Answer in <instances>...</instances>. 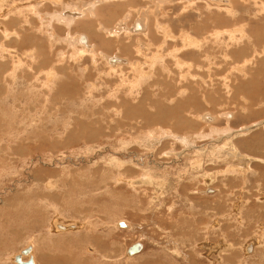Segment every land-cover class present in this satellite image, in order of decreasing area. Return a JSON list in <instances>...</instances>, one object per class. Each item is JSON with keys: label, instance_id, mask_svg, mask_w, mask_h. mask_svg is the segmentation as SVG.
<instances>
[{"label": "rangeland", "instance_id": "374dc122", "mask_svg": "<svg viewBox=\"0 0 264 264\" xmlns=\"http://www.w3.org/2000/svg\"><path fill=\"white\" fill-rule=\"evenodd\" d=\"M28 1L0 0V22L13 35L6 36L0 28V57L3 55L0 61L11 60L10 70L5 77H0V264H17L13 256L31 243L35 245L38 264H43L44 256L52 264H210L211 257L223 264H264V160H252L245 171L236 166L238 160L225 155L216 158L210 151L224 140L223 137L213 142L212 135H224L210 134L212 128L230 125L237 131L243 124L250 123L255 127L250 134L242 133L245 135L237 137L232 130L225 138L232 142L230 149L236 141L243 152L264 158V127L256 124L264 120V0H232L230 7H210L202 0H195L196 4L176 0L173 4H162L159 17L154 14L158 9L154 0H132L135 6L126 0H109L98 6L101 20L112 26L116 23V26L121 17L125 18L127 9L128 24L141 17L149 18V36L141 31L120 36L108 32L107 39L103 40L99 34L106 33L95 31L98 21L81 18L69 33L82 30L96 46L91 54L78 55L73 54L66 41L51 40L47 31L39 30L41 23L31 8L19 12L17 5ZM54 4L52 0H44L37 7L46 14L61 7V3ZM139 6L152 12L150 17L140 16ZM110 10L115 13L111 14ZM17 12L19 14L15 15ZM47 20L52 26L50 30L56 28L57 34L65 36L66 27L55 23L56 20L51 22V17ZM156 21L166 25L164 30H158ZM88 23L92 26L83 27ZM233 27L237 39L226 34ZM166 29L172 37L166 35ZM212 29L226 30V33H213L215 30L210 33ZM187 32L200 40L201 48L182 40L183 33ZM141 41L150 44L147 57L138 56L135 49ZM3 46L10 52L13 50V56L1 53ZM32 49L38 56L35 54L26 61L29 59L26 53ZM100 49L107 57L108 54L126 56L140 62V66L125 63L112 72L114 68L111 69L104 54L99 55ZM61 51L64 54L61 55ZM46 54L53 60L51 64H45ZM155 54H159L161 60L154 61ZM247 56H252L254 61L244 67ZM47 71L54 74L48 75ZM206 71L213 77L207 75L205 82L196 81L197 86L190 74L203 72L201 75H205ZM47 77H50L51 88L41 85ZM60 84L64 85L62 90H69L66 85L79 89L73 92V97L59 96ZM196 88L211 99L206 102L201 92L195 93ZM190 93L194 97L192 110L199 112L196 115L202 127L182 130L183 127L169 117L161 122L158 116L177 102L190 98ZM188 107L183 112L186 116ZM162 108L165 111L159 110ZM229 112L234 113L232 119L226 117ZM205 115L210 118L201 120ZM169 120L173 124L170 125ZM166 129L186 136V141L164 137L165 133L161 132ZM200 130L209 135H201ZM208 142L210 146L206 151L210 154L204 158V167L200 171L194 169L188 157L196 160L199 157L197 145ZM173 148L184 155L179 157ZM185 150L191 156H187ZM113 160L132 170L118 174V168H111ZM177 160L179 163H175ZM144 169L156 174V179L170 178L164 193L151 184H130L133 179L142 177ZM190 169L198 176L196 181L195 178L189 181ZM208 171L215 173L214 183L210 184L213 187L207 193L189 191L187 199L188 188L206 187L201 174ZM182 178L185 182L181 184L191 183L192 186L176 191V183ZM53 220L78 223L79 230L63 225L62 228L70 227V230L57 232ZM121 222L125 226H121ZM127 223L132 226L130 229ZM253 239L258 241L256 248L247 245V241ZM139 241L144 244L143 249L128 257V248ZM219 241L223 242L222 246L210 255L200 247L203 243L220 244ZM51 256L55 259H50ZM48 260L44 259L46 264H51Z\"/></svg>", "mask_w": 264, "mask_h": 264}, {"label": "bare ground", "instance_id": "6f19581e", "mask_svg": "<svg viewBox=\"0 0 264 264\" xmlns=\"http://www.w3.org/2000/svg\"><path fill=\"white\" fill-rule=\"evenodd\" d=\"M52 1H56V0H52ZM90 0H87V1H81L80 3H79V7H73V4H72V7H69L70 6V4L69 3H66V9L64 8V9H62V7H61V9H62V12H58V11H55V12H53L52 11V13L50 14V13H47L49 16H51V22H53L54 20H56V21H58V22H60V23H57V24H59V25H62V26H64V27H66L67 28V31H69L74 25H75V23H77L78 22V18L79 17H81V16H83V17H90V18H95L94 19V22L95 21H98V27L95 29V31H97V33L99 32H102V31H107V30H105L107 27H106V24L108 25V32H110V33H112V34H114V35H116V36H120L121 35V33L122 34H124V35H126V34H132V33H138V32H142V33H144L145 35H146V37L147 36H149V33H150V25H149V23H150V21H149V18H147V19H144V18H139L138 19V21L139 22H137L136 23V21H135V23L136 24H134V26H135V29L133 30V28H134V26L132 25V24H128V20H130L129 19V16H127L126 14H128L129 15V11L126 9L125 10V12H124V16H125V18L124 19H122V17L117 21L118 23H117V25L115 26V24H113V26L112 25H110V24H108V22L107 23H105L104 24V21L103 20H100L101 18L99 17V13H98V4L101 2L100 0H93L92 2H89ZM105 1V0H104ZM103 0H102V2H104ZM108 2H110L109 0H107ZM127 1V3L128 4H130L131 6H134V2L132 1V0H126ZM174 1H176V0H154V2L156 3H154L153 1V4L155 5V6H157L158 7V11H155V13H156V17H159L158 15L159 14H161L162 13V10H160L161 9V7L160 6H162V4L164 5V3H170V2H172L171 4H173V2ZM178 1V0H177ZM190 2H195V0H189ZM202 1H204L208 6H210V7H212V6H218V5H225V6H220V7H230V6H232V0H202ZM21 2V1H20ZM30 2H31V0H30ZM30 2H28V3H30ZM33 2V1H32ZM31 2V3H32ZM36 2V1H35ZM40 2V1H39ZM200 2H201V0H200ZM4 3V2H3ZM34 3V2H33ZM37 3V2H36ZM26 4V3H25ZM58 4H60V3H58ZM76 4V3H75ZM74 4V5H75ZM161 4V5H160ZM193 4V3H192ZM195 4H196V2H195ZM15 5V4H14ZM38 5V4H37ZM36 5V6H37ZM55 5V4H54ZM264 5V4H263ZM19 6V7H18ZM34 6V5H33ZM84 6V7H83ZM184 6V5H183ZM186 6V5H185ZM184 6V7H185ZM192 6V5H191ZM196 6V5H195ZM17 7H18V10H19V12L20 13H22L23 11H24V7H23V5H17ZM26 7H28V8H31L32 9V5L30 4V5H27ZM25 7V8H26ZM140 8L138 9V11L140 12V16H147L148 15V11L145 9V8H142L141 6H139ZM150 7V6H149ZM156 7V8H157ZM0 8H1V6H0ZM130 8V7H129ZM160 8V9H159ZM163 8V7H162ZM30 9V10H31ZM34 9V8H33ZM37 9V8H36ZM183 9H185V8H183ZM64 10V11H63ZM156 10V9H155ZM160 11V12H159ZM165 11V10H164ZM184 11V10H183ZM25 12V11H24ZM42 12V11H41ZM47 12V11H46ZM110 12H111V10H110ZM109 12V13H110ZM166 12H167V10H166ZM165 12V13H166ZM171 12V11H170ZM4 13L5 12H3V14H1V15H4ZM112 13H115V11L114 12H111V14ZM152 13V12H151ZM16 14H19L18 12L17 13H15V15ZM24 14V13H23ZM23 14H21V16L22 17H24L23 16ZM167 14V13H166ZM38 15V17H39V14H37ZM163 15V14H162ZM19 16V15H18ZM155 16V15H154ZM14 17V16H13ZM45 17V16H44ZM149 17V16H148ZM3 18V17H2ZM16 18V17H15ZM57 18V19H56ZM21 19V18H20ZM20 19H19V21H20ZM122 19V20H121ZM158 19V18H157ZM24 20V19H23ZM26 20V19H25ZM30 20V19H29ZM33 20V19H32ZM156 20V19H155ZM28 21V19L26 20V22ZM20 22H22V21H20ZM31 22V21H30ZM157 22V24H156V27L158 26V30L159 29H163L164 30V26H166V25H163V23L161 24V22H159V21H156ZM1 23V22H0ZM12 23H13V21H12ZM11 23V24H12ZM18 23V22H17ZM34 23V22H33ZM4 24V23H3ZM25 24V22H23V25ZM28 24V23H27ZM26 24V25H27ZM31 24V23H30ZM45 28H47L46 29V31H47V34L50 36V39L52 40H56L57 42L59 41V40H62V42L63 41H66V43L73 49V54L74 55H78V54H91L93 51H94V49H95V44L90 40V35H87V34H82V33H67V31H66V33L68 34L67 35V37H62V36H60L59 34H57L56 33V29H55V31H54V29H49V28H52V26H50V23L48 22V20H46L45 21ZM43 24V25H44ZM166 24V23H165ZM15 25V24H14ZM19 25V24H18ZM25 25V26H26ZM138 25H139V27H138ZM238 24H236V26H237ZM3 25H2V23L0 24V28L2 29V31H5V35L6 36H9V35H12V33L11 32H8V31H6L3 27H2ZM16 26V25H15ZM92 26V25H91ZM90 26V27H91ZM133 26V27H132ZM167 26H168V23H167ZM235 26V27H236ZM240 26V25H239ZM20 27V26H19ZM18 27V28H19ZM41 27V26H40ZM44 27V26H43ZM54 27V26H53ZM161 27V28H160ZM224 27V26H223ZM241 28L243 27V25H241L240 26ZM24 28V27H23ZM169 28V27H168ZM40 29V28H39ZM69 29V30H68ZM171 29V28H170ZM227 29V28H226ZM231 29V28H230ZM233 30H230V31H224L226 34H230V36H231V39H237V37L234 35L235 33H234V27L232 28ZM237 29V28H236ZM19 30V29H18ZM22 30V29H21ZM25 30V29H24ZM42 30V29H41ZM157 30V29H156ZM215 30V31H214ZM228 30H229V28H228ZM17 31V30H16ZM91 31H92V29H91ZM166 31V35L167 36H169V37H172V35L171 34H168V33H170L169 31H168V29H166L165 30ZM171 31V30H170ZM212 31H214L213 33H216V34H221V32H223L222 31V29H221V32H220V29H212V30H210V33L212 32ZM239 31V30H238ZM240 31H241V29H240ZM240 31H239V34H240ZM18 32L19 31H17L16 32V35H18ZM164 32V31H163ZM223 32V33H224ZM27 33V32H26ZM106 33V32H105ZM109 33V34H110ZM159 33V32H158ZM222 33V34H223ZM237 33V32H236ZM15 34V33H14ZM108 34V35H109ZM173 34V33H172ZM31 35V34H30ZM32 35H33V33H32ZM107 34H105V36H106ZM181 35H182V33H181ZM242 35H245V34H242ZM13 36V35H12ZM105 36H103V35H101V33L99 34V37L100 38H102L103 40H106L107 38L105 37ZM183 36L185 37H183L184 39H182V40H185V41H187V42H190L191 43V45L192 44H196L197 45V47L198 48H201L200 47V45H201V42H200V40L199 39H197V38H195V37H193V36H191L188 32H187V34H185L184 35V33H183ZM11 37V36H10ZM16 37H18V36H16ZM1 38H3V37H1ZM13 38V37H12ZM29 38V37H28ZM34 38V37H33ZM118 37H116V39H117ZM130 38V37H129ZM139 38V37H138ZM168 38V37H167ZM174 38V37H173ZM32 39V38H31ZM47 39H49V38H47ZM49 39V40H50ZM109 39V38H108ZM169 39V38H168ZM217 39H219V37H217ZM23 39H21V41H22ZM51 40H50V43H51ZM138 40V39H137ZM141 40V39H140ZM181 40V41H182ZM20 41V42H21ZM118 41V40H117ZM163 41H165V39H163ZM22 42H24V41H22ZM42 42V41H41ZM44 42V41H43ZM47 42H48V40H47ZM104 42V41H103ZM113 42H114V40H113ZM124 42V41H123ZM136 42V41H135ZM142 42V44H140L139 42L137 43V45H136V47H135V49L138 51V56L140 55V54H142V55H146V57H147V53L146 52H148L149 50L148 49H150V44L148 43V42H144V41H141ZM184 42V41H183ZM182 42V43H183ZM3 43V42H2ZM33 43H35V42H33ZM109 43H112V42H110L109 41ZM109 43H107V45L106 46H108V44ZM117 43V42H116ZM189 43V44H190ZM41 44V43H40ZM80 44V45H79ZM94 44V45H93ZM119 44H121V42L119 43ZM119 44H117V46H120ZM115 45V44H114ZM185 45V44H184ZM187 45H188V43H187ZM73 46V47H72ZM116 46V45H115ZM4 47V46H3ZM36 47V46H35ZM39 47V46H38ZM37 47V48H38ZM134 47V46H133ZM192 47V46H191ZM196 47V46H195ZM37 48H36V51H37ZM42 48V47H41ZM160 48V47H159ZM188 48H190V47H188ZM227 48V47H226ZM118 49H119V47H118ZM173 49H175V48H173ZM172 49V50H173ZM187 49V48H186ZM6 50V51H5ZM39 50V49H38ZM145 50V51H144ZM148 50V51H147ZM160 50V49H159ZM177 50H178V48H177ZM13 51V50H12ZM12 51L10 52V49H5V47H4V49H1V53H4V52H6L7 53V55H8V53L11 55V56H13L11 53H12ZM40 51H41V49H40ZM39 51V52H40ZM136 51V52H137ZM15 52V51H14ZM99 52V55H102L103 56V54H104V59L106 60V62L109 64V66L111 67V69L113 70V68H114V70L112 71V72H114L116 69H117V67L119 66H121L122 64H116V63H127V64H131V65H134V66H136V65H138V64H140V62H138V61H131V59L130 58H128V57H126V56H121V55H118V54H112V55H109L108 54V57L106 56V54L103 52V51H101V49H100V51H98ZM143 52V53H142ZM26 53V52H25ZM48 53V52H47ZM67 53H68V51H67ZM174 53V52H173ZM230 53V52H229ZM28 56H29V59H26V61L27 60H30V59H33L34 57H35V54H36V52H34V49H32V50H30L29 52H27L26 53ZM62 54H64V52L63 51H61V55ZM65 54H66V52H65ZM174 54H176V53H174ZM26 55V56H27ZM37 56H38V54H36ZM49 55V54H48ZM47 54L44 56V61H45V64H51L52 62L51 61H53L52 59H50V57L48 56ZM71 55V54H70ZM172 55V54H171ZM25 56V55H24ZM51 56V55H50ZM201 56H205V58H208V55H204V54H201ZM253 56V55H252ZM248 57L247 56V58L245 59V60H247V64H243L244 65V67H246V66H250V63L251 62H253L254 61V59H253V57ZM3 57V55H1V57L0 58H2ZM8 57V56H7ZM17 58H18V56H16ZM151 57H152V55H151ZM176 57V55L174 56V58ZM228 57V56H227ZM5 58V57H4ZM9 58H11L12 59V57H9ZM93 58H96V54L94 55V57ZM154 61L155 60H161L160 58H161V56L159 55V54H155L154 55ZM211 58H213V57H211ZM25 59V58H24ZM143 59V58H142ZM145 59H147V58H145ZM176 59V58H175ZM178 59H181V58H178ZM1 60H3V59H1ZM13 60V59H12ZM39 60V59H38ZM151 61H152V58L150 59ZM149 60V61H150ZM182 60V59H181ZM245 60H243V61H245ZM14 61H16V60H14ZM13 61V62H14ZM19 61V60H18ZM25 61V62H26ZM147 60H145V62H146ZM179 62H180V60H178ZM10 62H11V60L9 61H0V64H3L2 65V68L0 69V70H2V75H0V77H2L3 75H4V77H5V75L7 74L6 72H7V70L11 67V64H10ZM20 62V61H19ZM23 62V61H22ZM38 62V61H37ZM18 63V62H17ZM44 63V62H43ZM142 63V62H141ZM154 63V62H153ZM176 63V62H175ZM182 63V62H181ZM205 63H206V61L203 63V65H205ZM13 65H14V63H12ZM22 64H24V63H22ZM39 64V63H38ZM116 64V65H115ZM146 64V63H145ZM179 64V63H178ZM209 64V63H208ZM238 64H240L241 66H242V64L241 63H238ZM237 64V65H238ZM21 65V64H20ZM20 65H19V67H20ZM42 64H40V66H41ZM112 65H114V66H112ZM148 65V64H147ZM184 65H186V64H184ZM22 66V65H21ZM25 66H27V65H25ZM39 66V67H40ZM48 66H50V65H48ZM96 66V65H95ZM138 66H140V65H138ZM141 66H142V64H141ZM176 66H177V63H176ZM179 66H180V64H179ZM210 65H208V67H209ZM13 67V66H12ZM18 67V66H17ZM32 67V66H31ZM46 67V66H45ZM122 67V66H121ZM188 67H190V66H188ZM233 67V66H232ZM244 67H243V69H244ZM35 69H36V66L34 67ZM116 68V69H115ZM140 68V67H139ZM138 68V69H139ZM184 69H185V67H183ZM204 68V67H203ZM239 68V67H238ZM43 69H44V67H43ZM60 69V68H59ZM103 69V68H102ZM134 69V68H133ZM180 69H181V67H180ZM231 69V68H230ZM242 68L240 67V70H241ZM10 70V69H9ZM14 71H15V68L13 69ZM136 70V69H135ZM183 70V69H182ZM187 70V69H186ZM185 70V71H186ZM192 70V69H191ZM190 70V71H191ZM200 70V69H199ZM233 70V69H232ZM235 70V69H234ZM239 70V69H238ZM239 70V71H240ZM17 71V70H16ZM38 71V70H37ZM69 71V70H68ZM108 71V70H107ZM117 71V70H116ZM144 71V70H143ZM189 71V70H188ZM229 71V70H228ZM42 72V71H41ZM49 71H47V73H48ZM56 72V71H55ZM103 72V71H102ZM179 72H180V70H179ZM207 72V71H206ZM214 72V71H213ZM218 72V71H217ZM17 73V72H16ZM40 73V72H39ZM44 73V72H43ZM50 73H53L54 74V71L53 72H50ZM50 73H48V75H51ZM71 73V72H70ZM145 73V72H144ZM190 73V72H189ZM203 73V72H202ZM201 73V74H202ZM208 73V72H207ZM207 73L205 74V75H201V74H195V75H193V74H190L191 75V77H192V79L193 80H195V82L197 81V82H205L206 81V76H207ZM242 73H244V72H242ZM13 74V73H12ZM40 74H42V73H40ZM103 74V73H102ZM186 74V73H185ZM184 74V75H185ZM233 74V73H232ZM10 75V74H9ZM24 75V74H23ZM68 76V75H67ZM70 76V75H69ZM186 76H187V74H186ZM208 76L211 78V77H213L212 76V74L210 73V74H208ZM182 77V76H181ZM225 77H227V76H225ZM50 77H47V81L45 82H43L42 81V84L41 85H43V86H46V87H50L51 88V85H49V83L50 82H48V79H49ZM221 78V77H220ZM224 78V77H223ZM103 79V78H102ZM184 79V78H183ZM228 79V78H227ZM182 81V80H181ZM192 81V80H191ZM211 81V80H210ZM228 81V80H227ZM65 82V81H64ZM67 82V81H66ZM73 82V81H72ZM75 82V81H74ZM86 82V81H85ZM197 82H196V84H197ZM56 83L57 82H55V84H54V87L56 88L57 87V85H56ZM60 83H62V82H60ZM69 83H70V81H69ZM75 83H78V82H75ZM80 83V82H79ZM78 83V84H79ZM106 83V82H105ZM194 83V82H193ZM215 83V82H214ZM71 84V83H70ZM211 84V83H210ZM226 84V83H225ZM1 85H3V84H1ZM40 85V86H41ZM66 85V84H65ZM208 85V84H207ZM219 85V84H218ZM53 86V85H52ZM60 86V87H59ZM64 86V85H63ZM63 86H61V84L60 85H58V89L60 90V92L58 91V93H59V96L60 95H63V94H67V95H69V96H71V97H73V94H75V93H73L74 91L76 92V90H78L76 87H74V86H70L69 85V87H68V85H66V88H69V90H62V88H63ZM190 86V85H189ZM188 86V87H189ZM194 86H195V84L193 85V88H194ZM197 86H198V84H197ZM4 87V86H3ZM78 87H79V85H78ZM191 87V86H190ZM200 87V86H199ZM198 87V88H199ZM5 88V87H4ZM54 88V89H55ZM186 88V87H185ZM47 89V88H46ZM183 89V88H182ZM229 89V88H228ZM190 90H191V88H190ZM232 90V89H231ZM234 90V89H233ZM194 91H195V93H198V92H201L202 93V90H197V88L196 89H194ZM204 91V90H203ZM11 92V91H10ZM189 92H192V91H189ZM225 92V91H224ZM78 94V93H77ZM191 94V93H190ZM189 94V95H190ZM203 94V99L207 102L209 99H211V97L210 96H208L207 94L206 95H204V92L202 93ZM192 95V94H191ZM58 96V97H59ZM69 96H67V97H69ZM195 96H196V94H195ZM186 97V96H185ZM192 97H193V95L189 98H187L186 100H181L180 102H177L176 104H175V106H173L172 107V109H170L168 112L166 111V112H164L165 111V109H159V110H164L163 112L164 113H162L161 114V116H158V118L160 117L161 119V122H162V120H165V119H167L168 117L169 118H171L172 120H173V122H175V124L177 125V126H180V127H183V128H180V129H182V130H184V129H186V128H189V129H199V128H201L202 126V123L199 121V119L197 118V115L196 114H198L199 112L196 110L195 111V109L194 110H192V107L191 106H193V104H194V102H193V100H192ZM216 97V96H215ZM214 97V98H215ZM193 99H194V97H193ZM70 101H71V99H70ZM144 102V101H143ZM210 103V102H209ZM208 103V104H209ZM143 104V103H142ZM189 106V107H188ZM195 106V105H194ZM160 107V106H159ZM162 107V106H161ZM188 107V112H189V115L187 114V116L185 115V113L183 114V112L186 110V108ZM246 107V106H245ZM52 108V107H51ZM165 108V107H164ZM157 109V108H156ZM226 111V110H225ZM158 112V111H157ZM187 112V111H186ZM187 112V113H188ZM132 113V112H131ZM221 113H223V111H221ZM203 114H206V113H203ZM224 114V113H223ZM155 115V114H154ZM159 115V114H158ZM153 116V115H152ZM234 117V113H228L227 114V118H229V117ZM221 117V116H220ZM202 118H210L209 116H207V115H205L204 117H202ZM201 118V120H203ZM212 118H214V117H212ZM154 119V118H153ZM216 119V118H215ZM206 121V120H205ZM161 122H159V123H161ZM169 122H170V120H169ZM211 122V121H210ZM256 123V122H255ZM171 124H173V123H171L170 122V125ZM250 124V123H249ZM249 124H244L243 126H242V128L241 129H239V130H233L231 127H227L226 129H216L215 127V132H213V133H215V134H217V135H219V134H223L224 136L226 135V133H228L229 131H236V133L238 134V135H240V137L241 136H243V135H245V134H247L248 135V133L250 132V131H252V130H254V126L253 125H249ZM256 124H259V126L260 127H264V120H262V121H258ZM209 125V124H208ZM258 126V125H257ZM172 127H174V126H172ZM212 127V126H211ZM258 128V127H257ZM162 129V128H161ZM177 129V128H176ZM168 129H166L165 131H163V132H161V133H165V135H164V137L165 136H169V137H172V139L174 138V139H176V140H178V141H182V142H185L186 141V136L184 137V136H180V135H178V134H174V133H171L170 131H167ZM203 130V129H202ZM202 130H200L201 131V134L202 135H206L205 133V131H202ZM72 131V130H71ZM184 132V131H183ZM210 132V131H209ZM257 132V131H256ZM188 133V132H187ZM230 133V132H229ZM232 133V132H231ZM234 133V132H233ZM235 133V134H236ZM242 133H245V134H243L242 135ZM148 134V133H147ZM152 134H153V132H152ZM208 134V133H207ZM250 134V133H249ZM264 134V133H263ZM187 135V134H186ZM198 135V134H197ZM200 135V134H199ZM209 135V134H208ZM145 136H146V134H145ZM148 136H150V135H148ZM194 136H195V134H194ZM201 136V135H200ZM207 136V135H206ZM213 136V138H214V141L213 142H215L216 140V136L215 135H212ZM215 136V137H214ZM226 136H228V135H226ZM232 136H233V134H232ZM159 137H160V135H159ZM190 137V136H189ZM221 137H223V136H219V138L218 139H220ZM151 138V137H150ZM229 138V137H228ZM231 138H233V137H231ZM160 139V138H159ZM204 139V138H203ZM224 140H225V142H224ZM224 140H222L221 141V143L220 144H217L215 147H213V148H211L212 150H210L211 151V153L213 154V155H215V157L216 158H219L220 157V155H225V156H230V159H233L234 161L235 160H238V163L236 162V166H240L239 168L240 169H244L245 171L247 170V168L249 167V164H250V162L252 161V160H254L255 158L256 159H258V160H264V158H262V157H254V156H251V155H248L247 153H245V152H243V151H241V149H240V146L239 145H237L236 143V145H235V148H233V149H230V147H229V145H231V143L232 142H230V140H228L227 138H225L224 137ZM152 141V140H151ZM257 141V140H256ZM147 142V141H146ZM212 142V141H211ZM212 142V143H213ZM217 143V142H216ZM215 143V144H216ZM219 143V142H218ZM145 144V143H144ZM174 144V143H173ZM241 144V143H240ZM244 144V143H243ZM243 144H242V146H243ZM195 145V144H194ZM245 145V144H244ZM209 146H210V143L208 142V143H206V144H200L199 146L197 145V155L199 156V157H197L196 158V160H195V158L194 157H188V158H190L191 160H189L190 162H191V166L194 168V169H199V171H200V168H202V167H204V163L206 162V160L204 159L205 158V156H208V153H209V150H208V152L206 151V149L207 148H209ZM246 146V145H245ZM151 147H153L152 145H151ZM157 147V146H156ZM187 147H188V145H187ZM194 147V146H193ZM233 147H234V145H233ZM247 148V147H246ZM192 148H190V150H191ZM195 149V148H194ZM173 150H174V148H173ZM186 152H187V156H191V153L188 151V150H185ZM194 151V150H193ZM206 151V152H205ZM184 152V151H183ZM173 153V152H172ZM174 153L175 154H178V156L180 155V154H183V153H180V152H178L177 150H174ZM190 154V155H189ZM194 154H196V153H194ZM210 154V153H209ZM184 155V154H183ZM180 157V156H179ZM208 158V157H207ZM222 159V158H221ZM227 159V158H226ZM255 159V160H256ZM117 160V159H116ZM168 160V159H167ZM218 160V159H217ZM222 160H224V158L222 159ZM140 161V160H139ZM174 161V160H173ZM179 160H177V161H175V163L176 162H178ZM214 161H216V160H214ZM221 161V160H220ZM224 161H226V163H227V160H224ZM212 162V161H211ZM179 163V162H178ZM182 163V162H181ZM214 163V162H213ZM220 163V162H219ZM218 163V164H219ZM223 163V162H222ZM231 163V162H230ZM230 163H228V165H230ZM246 163V164H245ZM125 164H127V163H125ZM209 164V163H208ZM211 165H212V163H210ZM209 164V165H210ZM224 164V163H223ZM160 166H161V164H159ZM167 165V164H166ZM165 165V166H166ZM186 165V164H185ZM189 165V164H188ZM207 165V164H206ZM210 165V166H211ZM163 166V165H162ZM165 166H164V168H165ZM177 166V165H176ZM215 166V165H214ZM233 166V165H232ZM112 167H116V169L118 168V171H119V173L118 174H120L121 172H122V170H124V172L125 173H127L128 171H130V170H132V167H130V166H127V167H124L123 165L121 166V165H119V164H117L116 162H115V160H113L112 161V164H111V168ZM120 167V168H119ZM168 167V166H167ZM187 167V169H189V166H186ZM208 168H209V166H208ZM219 168V167H218ZM225 168V167H224ZM230 168V167H229ZM235 168H237V167H235ZM226 169H227V167H226ZM239 169V170H240ZM252 169V168H251ZM114 170V169H113ZM181 170V169H180ZM184 170V169H183ZM191 171V173H192V175H190L191 176V179L189 180L190 182L195 178V177H198V176H196V175H194V170L193 169H190ZM193 170V171H192ZM224 170V169H223ZM233 170H235L234 169V167H233V169H232V171ZM185 171V170H184ZM183 171V172H184ZM187 171V170H186ZM195 171H198V170H195ZM206 171V170H205ZM228 170H226V172H227ZM154 172V171H153ZM160 172V171H159ZM213 172V171H212ZM225 172V173H226ZM237 172V171H236ZM242 172H243V170H242ZM117 173V172H116ZM124 173V174H125ZM223 173V172H222ZM225 173H224V175H225ZM247 173V172H246ZM112 174H113V172H112ZM129 174V173H128ZM131 174V173H130ZM129 174V175H130ZM215 174V173H214ZM213 174V175H214ZM116 175V174H115ZM156 175V174H155ZM155 175H152L151 174V172H150V170H143L142 171V177H140V178H138L137 176V179H133L131 182H130V184H132V186H136V184H140V185H146V184H151V185H153V188L154 187H156V189H162L161 190V194L162 193H164L165 192V190H164V186H165V184H166V182H167V180L168 179H170V178H168L167 177V179L166 178H158V179H156L155 178ZM186 175V174H185ZM197 175H199V174H197ZM204 178H205V181L207 182V185H205L206 187L204 188V189H197L198 188V185H197V188H192V189H190V188H188L190 185H191V183L190 184H185V183H182L181 184V182L183 181V180H185V178L183 179H181L180 181H177V183H176V191H179L178 189L180 188V189H183V190H185V188L187 189L186 190V195L189 193L190 194V192H192V193H200V192H203V193H207L208 192V189H210V188H212L211 186H210V184L213 182L214 183V179H215V177L212 175V174H210L209 173V171H208V173H204V174H201ZM200 175V176H201ZM114 176V175H113ZM117 176V175H116ZM157 176V175H156ZM161 176V175H160ZM135 177V178H136ZM183 177V176H182ZM172 179V178H171ZM173 180V179H172ZM169 181V180H168ZM195 181H196V178H195ZM195 181H193V182H195ZM172 182V181H171ZM183 182H185V181H183ZM198 182V181H197ZM173 183V182H172ZM189 183V182H188ZM203 183V182H202ZM201 183V184H202ZM20 184V183H19ZM169 184V183H168ZM174 184V183H173ZM193 184V183H192ZM48 185V184H47ZM150 185V186H151ZM167 185V184H166ZM139 186V185H138ZM137 186V187H138ZM149 186V185H148ZM171 186H173V185H171ZM170 186V187H171ZM178 186V187H177ZM192 186V185H191ZM170 187H168V188H170ZM175 187V186H174ZM173 187V188H174ZM165 188H166V186H165ZM216 188V187H215ZM214 188V189H215ZM52 189V188H51ZM146 189H148V188H146ZM172 190V189H171ZM175 190V189H174ZM212 190V189H211ZM219 190V189H218ZM231 190V189H230ZM169 191V190H168ZM190 191V192H189ZM167 192V191H166ZM171 192V191H170ZM173 192V191H172ZM221 192V191H220ZM158 193H159V191H158ZM175 193V192H174ZM173 193V194H174ZM53 194V193H52ZM52 194H51V196H52ZM176 194V193H175ZM216 195H217V193H215ZM159 195V194H158ZM192 195V194H191ZM222 195V194H221ZM166 196H168V195H166ZM177 196V195H176ZM201 196V195H200ZM163 197V196H162ZM203 197V196H202ZM224 197V196H223ZM175 198V197H174ZM186 198L188 199L189 198V196L187 195L186 196ZM183 200V199H182ZM176 201V200H175ZM188 202V201H187ZM189 203V202H188ZM175 204V203H174ZM173 206V205H172ZM175 206V205H174ZM161 207V206H160ZM175 208V207H174ZM170 209V208H169ZM157 211V210H156ZM184 218V217H183ZM180 220V219H179ZM187 220H188V218H187ZM63 221L62 220H60V221H58V220H54V229L56 228L57 230H59V231H67V230H70V227H71V229H74V228H77V230H79L78 228V226H77V224L74 222V223H72V222H66V223H62ZM119 221H117V223H118ZM127 222V221H126ZM174 223V222H173ZM85 224V223H84ZM183 224V223H182ZM181 224V225H182ZM70 226V227H68V229L65 227V228H62V226ZM72 225V226H71ZM129 225V228L128 229H130L132 226L130 225V224H128L127 223V226ZM172 225V224H171ZM184 225V224H183ZM191 226V225H190ZM179 227V226H178ZM184 227V226H183ZM81 230V229H80ZM75 231V230H74ZM73 232V231H72ZM79 232V231H78ZM257 239V238H256ZM259 240V239H258ZM250 241H252V242H250ZM140 242V241H139ZM221 242V241H220ZM247 242H250L249 244H247V245H251L252 244V247L254 248V245H255V248H256V244L258 243V241L257 240H255V239H253V240H249V241H247ZM142 243V242H141ZM223 243V242H222ZM222 243H220V244H215V243H211V244H208V243H203V244H201L200 245V247L201 248H204L207 252H205V253H208V255H210L212 252H216L218 249H220V247L222 246ZM143 244V243H142ZM225 244V243H224ZM223 244V245H224ZM32 245V244H31ZM232 245V244H231ZM230 245V246H231ZM259 245V244H258ZM261 245V244H260ZM143 246H144V244H143ZM220 246V247H219ZM226 247V246H225ZM33 250H34V247H33V245H32V251L30 252V253H28V254H26V253H23L22 252V250L20 251V253H17V254H20V256H21V258H22V260H24V261H26L25 260V258H23V257H26V259L28 260V258L30 257V256H33L34 257V260H35V256L36 255H34V253H33ZM246 250H247V248H246ZM168 251V250H167ZM172 252H174V253H176V251H172ZM126 253H128V250L126 251ZM170 253V252H169ZM17 254H15V256L17 255ZM247 254V253H246ZM134 255V254H133ZM177 255V254H176ZM15 256H13V258H14V261H15ZM128 256H131V254H129L128 253ZM11 258V257H10ZM211 259V261H209V262H211V263H213V264H223V263H221V262H219V260H217V261H215V259L214 258H210ZM166 261V260H165ZM17 262V261H16ZM35 262H36V260H35ZM210 263V264H211ZM17 264H18V262H17ZM20 264V263H19ZM37 264V263H36ZM67 264H70V263H67ZM164 264H165V262H164ZM166 264H167V262H166Z\"/></svg>", "mask_w": 264, "mask_h": 264}, {"label": "crops", "instance_id": "0c3cea01", "mask_svg": "<svg viewBox=\"0 0 264 264\" xmlns=\"http://www.w3.org/2000/svg\"><path fill=\"white\" fill-rule=\"evenodd\" d=\"M32 1H33L34 3H33ZM35 1H36L37 3H36ZM39 1H40V2H39ZM42 1H44V0H31V2H32V3H31L30 0H29L28 2H30V3L26 2V4H24L23 7L25 8L27 5H30V4L32 5V10H33L35 16H36L37 18H39V21H40V23H41V27H39V28H40V29L42 28L44 31H46V29H47V28H45L46 26H45L44 22L47 20L48 17H51V16H49L47 13H50V14H51L52 11H53V12H55V11L61 12L62 9H64V8L66 9V3H69V4H70L69 7H72V4H73V7H79V6H80L78 2H75V1H72V0H69V1H68V0H56L55 2H54V1H53V2H54L55 4H57V5H58V3H61L60 5H61L62 9H61V7H60V8H57V9L52 10L51 12H46V14H42L41 10H39V8L37 7V6H38L37 4H42ZM92 1H93V0H90L89 2H92ZM94 1H95V0H94ZM100 1H101V2L98 4V6L101 5L102 3H107V2H108L107 0H105V1L103 0L104 2H102V0H100ZM115 1H125V0H115ZM75 3H76V4H75ZM74 4H75V5H74ZM33 5H34V6H33ZM36 5H37V6H36ZM134 6H135V4H134ZM18 7H19V6H18ZM83 7H84V6H83ZM33 8H34V9H33ZM36 8H37V9H36ZM139 8H140V7H139ZM98 9H99V8H98ZM140 9H141V8H140ZM63 11H64V10H63ZM157 11H158V9H157ZM159 12H160V11H159ZM37 14H39V17H38ZM107 14H108V13H107ZM150 14H151V13L148 12V16H149V17H150ZM154 14H156V13H154ZM124 15H125V14H124ZM44 16H45V17H44ZM81 18H82V19H85V18H90V17H83V16H81V17L78 18V22H77V23H79V20H80ZM129 18H130V17H129ZM56 19H57V18H56ZM100 20H101V19H100ZM56 22H57V23H60V22H58V21H55V23H56ZM137 22H139V21L136 20V23H137ZM77 23H76V24H77ZM136 23H135V21H134V22L132 23V25L134 26V24H136ZM43 24H44V25H43ZM104 24H105V22H104ZM78 25H79V24H78ZM78 25H76V27H77ZM83 25H84L83 27H88V28L91 26L89 23H88V24H83ZM43 26H44V27H43ZM74 26H75V25H74ZM133 26H132V27H133ZM2 27L4 28V26H2ZM106 27H107V28H106L105 30H107V31H102V32H103V33L106 32V34L108 35V25H107V24H106ZM4 29H5V28H4ZM40 29H39V30H40ZM55 29H56V28H54V31H55ZM64 29H67V28H64ZM73 29H74V28H73ZM134 29H135V26H134L133 30H134ZM5 30L9 32V30H7V29H5ZM68 30H69V29H68ZM70 30H72V29H70ZM68 32H69V31H67V33H68ZM78 32H82L83 34H87V35H89L88 33L84 32V31H82V30H78ZM67 33H65V37H67V35H68ZM75 33H77V32H75ZM101 35H103V34H101ZM107 35H106V36H107ZM103 36H105V34H104ZM79 45H80V44H79ZM72 47H73V46H72ZM144 51H145V50H144ZM142 53H143V52H142ZM109 64H110V63H109ZM120 64H125V63H120ZM263 64H264V63H263ZM110 65H111V64H110ZM115 65H116V64H115ZM113 66H114V65H113ZM208 74H210V73L208 72L207 75H208ZM206 77H207V76H206ZM209 100H210V99H209ZM227 114H228V113H226V116H227ZM207 116H208V115H207ZM201 118H202V117H201ZM232 118H233V116H232V117H229L228 119H232ZM243 125H244V124H243ZM228 126L230 127V125H228ZM228 126H227V127H228ZM241 126H242V125H241ZM227 127L225 126V127L222 128V129H226ZM239 127H240V126H239ZM215 128H216V127H215ZM215 128H212L210 134L213 133V132H215ZM216 129H217V128H216ZM240 129H241V128H240ZM212 131H213V132H212ZM229 132H231V131H229ZM229 132H228V133H229ZM233 132H234V131H233ZM207 133H208V132H207ZM207 133H205V134L207 135ZM228 133H226V134H228ZM200 134H201V133H200ZM208 134H209V133H208ZM214 134H215V133H214ZM201 135H202V134H201ZM225 136H226V135H225ZM225 136H223V137H225ZM243 136H244V135H243ZM223 137H221V138H223ZM237 137H240V136L238 135ZM218 138H219V137L216 136V139H215V140L217 141ZM221 138H220V139H221ZM235 139H236V138H234V140H235ZM234 140H233V141H234ZM235 143H236V141H234V147H233V148H235V145L237 144V143H236V144H235ZM246 146H247V145H246ZM246 146H245V147H246ZM241 151H242V150H241ZM248 155H249V154H248ZM255 159H256V158H255ZM255 159H254V160H255ZM256 160H258V159H256ZM62 223H66V221H63ZM52 225H54V220H53V222H52ZM77 225H78V223H77ZM53 227H55V226H53ZM74 229H76V228H74ZM54 230L57 231L56 228H55ZM57 232H62V231H57ZM63 232H65V231H63ZM219 242H220V241H219ZM250 242H252V241H250ZM250 242H247V243L249 244ZM220 243H222V242H220ZM31 244H32V243H31ZM32 245H33V247L35 248V245H34V244H32ZM22 250H23V249H22ZM206 252H207V251H206ZM33 253H34V250H33ZM45 255H46V254H45ZM207 255H208V253H207ZM128 257H130V256H128ZM44 259L47 261V260H48V257H45V256H44ZM44 259H43V264H46V262L44 261ZM50 259H55V258H54L53 256H51ZM25 260H27V259H25ZM35 260H36V263H37L38 260H37L36 256H35ZM48 261H49V260H48ZM38 262H39V261H38ZM49 262H50V261H49ZM50 263H51V262H50ZM37 264H38V263H37ZM39 264H40V263H39ZM51 264H52V263H51ZM53 264H57V262H54Z\"/></svg>", "mask_w": 264, "mask_h": 264}, {"label": "water", "instance_id": "95a60500", "mask_svg": "<svg viewBox=\"0 0 264 264\" xmlns=\"http://www.w3.org/2000/svg\"><path fill=\"white\" fill-rule=\"evenodd\" d=\"M138 27H139V25H138ZM121 226H125V224L123 222H121ZM143 247L144 246L141 242H135L128 248V253L131 255L139 253L143 249ZM31 251H32L31 245H28L26 248H24L22 250V252L26 253V254L30 253ZM15 260L20 264H36L33 256H30L28 258V260L24 261V260H22L20 254H17L15 256Z\"/></svg>", "mask_w": 264, "mask_h": 264}]
</instances>
